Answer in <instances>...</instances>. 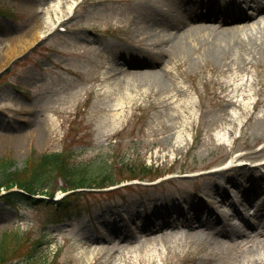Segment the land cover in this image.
<instances>
[{"label":"rangeland","instance_id":"1","mask_svg":"<svg viewBox=\"0 0 264 264\" xmlns=\"http://www.w3.org/2000/svg\"><path fill=\"white\" fill-rule=\"evenodd\" d=\"M54 1L0 0V58L10 46L17 50L0 67V156L22 167L31 150L62 151L91 175L112 168L120 178L132 162L145 163L151 176L171 178L155 189L123 182L113 190L76 191L59 203L61 209L54 199L17 207L0 201V235L20 229L28 236L13 262L27 263L29 241L42 237L48 244L32 253L30 264H126L125 258L130 264H264V241H252L263 237L255 231L225 238V250L214 234L197 228L168 227L152 241L142 223L117 230L118 238L102 224L104 218L118 220L111 211H122L130 223L138 207L175 195L191 198L192 191L207 196L218 183L236 196L242 192L228 178L243 180L247 166L226 174L211 169L264 156V52L231 53L223 61L205 56L202 50L210 44L189 28L222 22L186 17L195 8L214 18L207 4L67 0L71 10L54 12ZM163 13L184 22L177 21L178 28L163 19L154 23L166 18ZM33 33L37 38L21 50L22 38ZM192 36L194 46L185 48L183 39ZM169 95L175 103L167 101ZM238 200L241 213L255 222ZM167 219L177 221L170 216L154 223Z\"/></svg>","mask_w":264,"mask_h":264},{"label":"bare ground","instance_id":"2","mask_svg":"<svg viewBox=\"0 0 264 264\" xmlns=\"http://www.w3.org/2000/svg\"><path fill=\"white\" fill-rule=\"evenodd\" d=\"M212 2H216L215 5L211 4ZM219 2H224L223 11L231 12L234 10L239 9L240 11H243V9L247 8L250 11V14H242L241 16H238L237 18L226 20L222 24H226L229 22H236L232 25L228 26H219V27H212V26H205V25H196L192 28H189V31L196 32L199 35H204L202 39L199 40L200 42H207L210 44L208 48H204L202 52L206 54L205 56H209L211 58H217L220 61H223L224 58L229 54L233 53H245V54H254L257 52H264V0H240L238 2L233 1H225V0H210L208 6L210 11H213L215 13V16L217 14H220V9L218 8ZM55 8L54 12H61L65 7L69 10H71L72 6L67 5V0H55ZM233 3V4H232ZM238 4V5H237ZM211 6V7H210ZM32 10L34 11V6L32 7ZM244 12V11H243ZM48 13L50 14V9H48ZM164 14V13H163ZM166 18L164 17H156L153 22L156 23L157 21L167 20L171 27L178 28L177 21H180V23L184 22L183 19H175L172 17H167L166 14H164ZM210 16H206L202 14L201 12H197L194 9H191L188 11V15L186 17V20H202L206 19H212L213 14H209ZM57 17V16H56ZM59 19V18H58ZM34 34V33H33ZM30 36V37H29ZM28 37L22 38L23 44L21 45V50H25L29 45L32 44V42L37 38V36L29 35ZM183 41L187 44V47L194 46L196 41V37L192 36L186 37L183 39ZM184 48V49H185ZM17 50L14 46H10L7 49V52L1 57L2 61L0 62V67L4 65L8 60L12 58L13 55ZM208 57V58H209ZM245 58H247L245 56ZM246 60V59H244ZM163 71H169L170 68L162 67ZM142 71V73L145 71L143 70H135L132 69V73H137ZM223 86H228L226 83ZM180 92H182V89H179ZM178 93L176 91L175 95ZM231 103H235L238 106H242L244 103L241 104L240 101L229 98ZM167 101L169 103H175V97L173 95H169L167 97ZM186 102V101H184ZM244 107V106H243ZM178 149V148H177ZM221 173L222 171H217ZM252 206L248 205L246 209H250ZM255 216H259L258 212H253ZM181 215L178 214V216H175V219L177 221L172 222L169 219L162 220L159 223L149 222L144 225H142V228H144L145 232H150L154 236L148 238L149 240L155 241L157 237L159 236L155 232L164 230L168 227L172 226H183L186 228V230H194L197 228L196 231L200 233H206L208 235L214 234L216 236V242L218 248L227 249L229 248L228 241L225 240V238L230 237V239L233 240L235 237L239 236H246L248 232H256L255 237L261 238L260 240L252 239V241H264V223L260 225L259 227L256 224H251L243 217V214L241 212H230L228 214L219 215L217 213H212L209 215V217L206 218H185L180 219ZM157 220V219H156ZM239 221L243 222L245 226H242V229H235L233 228L234 224H237ZM114 238H118V234L116 231H112ZM248 239V238H247ZM121 242V241H119ZM101 244V243H97ZM121 244V243H120ZM116 245H119L118 243ZM121 247V246H120ZM139 258V255H136ZM149 260H152V256L149 258ZM126 264H130V261H128L126 258L124 259Z\"/></svg>","mask_w":264,"mask_h":264},{"label":"trees","instance_id":"3","mask_svg":"<svg viewBox=\"0 0 264 264\" xmlns=\"http://www.w3.org/2000/svg\"><path fill=\"white\" fill-rule=\"evenodd\" d=\"M120 178L115 176L114 169L91 175L86 168L74 163L68 152H35L24 160L22 167L16 166L13 159L0 156V201L10 207H17L25 201L31 203L38 199L35 194L52 196L59 189L76 187H103L124 179L146 176L149 167L144 163L137 166L130 163ZM61 182V185L58 184ZM45 203L44 200H40ZM23 230H5L0 235V264H15L13 259L19 256L23 241L28 236ZM42 242V237L29 241V248L24 251L27 263L33 261Z\"/></svg>","mask_w":264,"mask_h":264}]
</instances>
